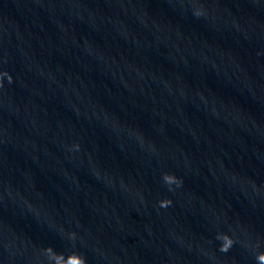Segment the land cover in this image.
<instances>
[{
    "label": "clouds",
    "instance_id": "obj_1",
    "mask_svg": "<svg viewBox=\"0 0 264 264\" xmlns=\"http://www.w3.org/2000/svg\"><path fill=\"white\" fill-rule=\"evenodd\" d=\"M4 77H7L9 83L12 82V76L9 73L0 72V86H2V84H3V78ZM163 180L168 185H172L174 183L175 184L182 183V181H180L177 177H175L174 175H171V174H167V173L164 174ZM171 203H172V201L170 199H163L160 201V206L161 207H168L171 205ZM217 238L220 239L219 236ZM232 244H233V241L231 240L230 237H228V236L223 237V243L220 246V251L227 252L232 247ZM45 251L48 253H52L53 249L51 247H48L45 249ZM258 260L260 261V264H264V254H261L258 257ZM74 264H86V260L83 257L77 256L75 261H74Z\"/></svg>",
    "mask_w": 264,
    "mask_h": 264
}]
</instances>
